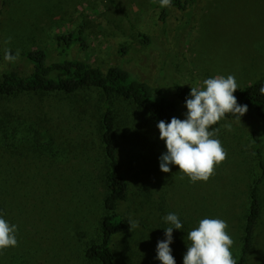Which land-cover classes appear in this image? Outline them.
<instances>
[{"label": "rangeland", "instance_id": "1", "mask_svg": "<svg viewBox=\"0 0 264 264\" xmlns=\"http://www.w3.org/2000/svg\"><path fill=\"white\" fill-rule=\"evenodd\" d=\"M163 10L167 16L160 22ZM79 32L83 42L69 51L72 59L102 71L119 66L160 87L168 99H175L178 84L199 87L217 75H234L235 93L264 81V0H198L186 11L161 8L159 0H0V73L31 72L21 57L6 62L5 49L21 54L42 48L54 54L58 36ZM104 103L96 89L0 98V113L38 115L15 136H8V127L5 138L0 133V217L17 226L18 240L17 247L0 253V264H93L84 252L98 240L107 214ZM108 104L120 172L128 182L127 199L117 212L139 225L114 239L116 264H160L156 246L165 239L169 213L183 225L172 234L175 264H182L187 233L203 218L227 222L237 260L255 184L261 216L247 264H264V181L255 148L264 160V122L252 110L240 122L222 121L217 138L227 158L208 182L192 184L179 178L175 166L170 173L159 170L166 149L156 122L130 101L113 96ZM185 113L178 102L174 117L184 119ZM3 124L0 116L4 130ZM28 139L31 145H24Z\"/></svg>", "mask_w": 264, "mask_h": 264}, {"label": "trees", "instance_id": "2", "mask_svg": "<svg viewBox=\"0 0 264 264\" xmlns=\"http://www.w3.org/2000/svg\"><path fill=\"white\" fill-rule=\"evenodd\" d=\"M196 2L198 0H172L171 5L176 6L180 11H186ZM166 16L167 12L163 10L160 14V22H164ZM140 37L144 43L150 44V40L146 36L140 35ZM77 42H83L81 32L58 36L57 50L54 54H50L42 48L22 52L20 57L31 65V72L27 75H20L15 71L0 73V98L14 99L26 94H75L88 89H96L103 94L105 103L101 141L108 165L105 174L108 195L103 201V206L107 214L99 225L98 240L88 245L84 255L93 264H116L117 258L113 251L114 239L129 232V219L117 212L119 204L127 199L128 182L120 172L115 135L116 124L108 101L113 96L122 98L143 110L153 122L158 123L163 120L167 123L178 111V102L185 105L191 86L183 84L174 86L175 99H168L163 96L160 87L137 80L127 70L119 66H112L106 71H102L88 61L72 59L69 51ZM11 53L15 55V52ZM261 87H264V81L245 86L234 95L239 105H247V109L252 110L264 122V94L260 92ZM0 116L4 123V130L0 129L2 138L6 136L4 132L7 127L8 136H15L28 121L32 120L33 122L38 118L37 113L26 115L23 110L21 113L18 112L17 116L10 113H0ZM225 120H236V118L229 115ZM221 122L215 127H218ZM35 134L37 135V133ZM23 144L31 145L29 139ZM13 148L15 149V147ZM255 148L261 173L259 179L264 181V160L259 146L256 145ZM8 192L15 197L14 187L8 186ZM260 216L258 186L255 184L251 189V203L244 228L243 245L240 256L236 260L237 264L248 263Z\"/></svg>", "mask_w": 264, "mask_h": 264}, {"label": "clouds", "instance_id": "3", "mask_svg": "<svg viewBox=\"0 0 264 264\" xmlns=\"http://www.w3.org/2000/svg\"><path fill=\"white\" fill-rule=\"evenodd\" d=\"M172 0H159L161 8L171 6ZM11 37L5 41L10 43ZM20 58L19 49L15 55L5 49L4 60L14 63ZM239 85L234 75H217L202 81L199 87H190L185 101L184 119L172 117L169 122L160 120L156 127L159 139L164 142L166 152L159 158V170L170 173L171 166L178 168L181 180L190 183L208 182L227 158V151L217 138L219 128L215 127L231 115L240 122L246 114L247 105H239L234 93ZM264 94V87L260 89ZM231 130L230 125H225ZM170 225L164 230L165 239L157 242L156 259L160 264H175L170 244L173 230L183 225L175 213L164 217ZM129 231L137 228L138 221L129 218ZM228 224L219 218H203L198 226L187 233L189 244L183 255L182 264H237L232 255L234 241L229 235ZM18 246L17 226L0 217V253Z\"/></svg>", "mask_w": 264, "mask_h": 264}]
</instances>
